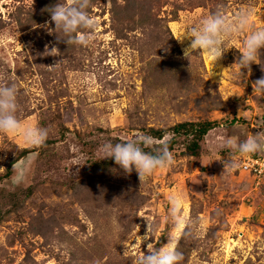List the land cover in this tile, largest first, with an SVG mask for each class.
I'll list each match as a JSON object with an SVG mask.
<instances>
[{"label": "rangeland", "instance_id": "374dc122", "mask_svg": "<svg viewBox=\"0 0 264 264\" xmlns=\"http://www.w3.org/2000/svg\"><path fill=\"white\" fill-rule=\"evenodd\" d=\"M126 1L92 0L99 26L81 46L55 33L47 8L58 0H0V85L15 83L18 117L49 132L38 147L0 133V173L34 150L0 182V264H136L148 243L167 244L173 196L193 222L179 241L181 264H264V175L242 167L254 154L224 145L264 131V91L253 89L264 49L249 75L239 63L246 31L226 41L219 61L187 59L189 41H179L220 7L229 16L250 10L264 28V0H137L136 11ZM201 120L221 124L200 155L181 156L180 144L174 164L142 182L135 170L92 163L110 160L100 148L115 139L160 144L173 134L159 140L151 128ZM229 160L237 167L226 170Z\"/></svg>", "mask_w": 264, "mask_h": 264}, {"label": "clouds", "instance_id": "9594fccd", "mask_svg": "<svg viewBox=\"0 0 264 264\" xmlns=\"http://www.w3.org/2000/svg\"><path fill=\"white\" fill-rule=\"evenodd\" d=\"M92 0H58L49 6L48 12L51 22L55 24V33H63L66 43L87 46L91 41L90 33L95 32L99 26L89 13ZM247 32L243 51L240 52L239 63L242 69H247L251 74L252 64L258 63V55L264 49V28H255L253 24V12L241 10L234 16H229L222 8H218L211 15L203 18L198 25L192 26L179 39L181 43L185 39L189 41L184 50L185 58L190 59L195 52L206 53L219 61L224 53L226 41L240 32ZM61 39V38H60ZM191 61V60H190ZM264 70V65H262ZM254 92L264 91V78L253 83ZM19 110L18 89L15 83L0 85V133L22 136L24 141L32 146H42L46 143L49 132L46 128L25 124L17 115ZM154 140L150 136L141 135L135 140L125 143H105L100 152L103 159H113L126 174L133 170L138 174L142 182L145 177L151 176L157 170L169 168L174 164V156L169 150L168 143L161 142L153 152L144 149L152 147ZM229 149L238 152L241 156L264 153V131L257 132L244 141L236 137H229L224 141ZM225 169L235 168L234 161H222ZM183 200L180 197L171 198V217L174 231L170 234L167 244L153 249L152 244L146 245V251L136 257V264H181L184 257L178 250L179 241L191 229L192 221L188 213L183 211ZM153 226L147 225L146 239L152 234ZM124 254H127L126 251Z\"/></svg>", "mask_w": 264, "mask_h": 264}, {"label": "trees", "instance_id": "16d2710c", "mask_svg": "<svg viewBox=\"0 0 264 264\" xmlns=\"http://www.w3.org/2000/svg\"><path fill=\"white\" fill-rule=\"evenodd\" d=\"M137 0H128L127 5L130 6V10L136 11L138 10V7L136 6ZM148 6V4H147ZM141 7H145L139 2V10ZM147 7L145 8V10ZM150 9H148L149 11ZM221 124L218 120H201V121H184L177 123L170 127L169 129L166 128H151L149 130V133L151 136L156 137L157 139L161 140L163 139L167 134L172 133V138L167 142L169 150L172 152L173 156L176 154L177 146L182 144L184 145L183 150L180 152L181 156H198L200 155L201 145L202 141L204 140L205 136L213 129L218 127ZM67 130V127H65ZM67 135V134H66ZM64 134V131L62 132V136H66ZM128 142V140H121V139H115L113 141V145L117 143H125ZM93 146V145H92ZM159 144H153L152 147L145 148L144 150L146 152H153L156 147H158ZM34 150L29 148L22 149L15 158H12L7 167L6 170L0 173V182L9 179L14 174V165L21 160L23 157L27 156L30 152ZM258 157L257 154H254L252 157ZM94 165L98 168L108 170L112 168L116 163L113 159L101 161L100 159H94L93 162ZM137 174V173H136ZM166 242L165 237H161L159 240L158 246L162 247V245Z\"/></svg>", "mask_w": 264, "mask_h": 264}, {"label": "built area", "instance_id": "2783aa9c", "mask_svg": "<svg viewBox=\"0 0 264 264\" xmlns=\"http://www.w3.org/2000/svg\"><path fill=\"white\" fill-rule=\"evenodd\" d=\"M242 167L245 171H248L255 178H261L264 175V157H249Z\"/></svg>", "mask_w": 264, "mask_h": 264}]
</instances>
